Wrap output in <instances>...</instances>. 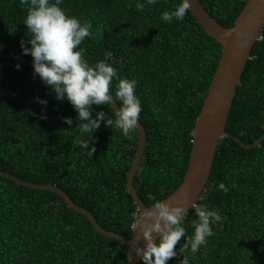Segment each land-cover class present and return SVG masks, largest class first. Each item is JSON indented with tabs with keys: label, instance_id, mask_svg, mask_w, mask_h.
<instances>
[{
	"label": "trees",
	"instance_id": "trees-1",
	"mask_svg": "<svg viewBox=\"0 0 264 264\" xmlns=\"http://www.w3.org/2000/svg\"><path fill=\"white\" fill-rule=\"evenodd\" d=\"M200 1L229 27L248 0ZM179 2L158 0L143 11L137 10L136 0H63L61 5L68 14L92 22L93 36L80 45L90 64L106 60L120 76L138 81L139 121L147 141L134 183L147 206L153 198L169 196L184 179L196 120L223 52L190 10L182 21H161L162 11ZM25 15L20 0H0V54L14 47L22 51V40L30 46ZM37 97L46 99L47 105L38 103ZM92 107L93 116L104 110L115 118L112 105ZM76 115L67 100L55 98L33 66L18 57H0V169L61 187L104 228L131 238L139 214L127 177L140 132L137 128L125 136L101 122L92 133L89 148L95 150L90 154L73 142L79 135L74 129L79 123ZM61 117L73 118V124ZM227 131L248 145L264 134V29L238 87ZM219 182L228 187L227 193L218 187L209 190ZM197 205L218 210L222 219L190 264H264V140L245 147L225 136ZM195 218L191 208L185 218L187 235L193 232ZM183 242L181 237L175 248ZM186 254L167 264H179ZM127 258L123 242L98 232L58 193L0 175V264H127Z\"/></svg>",
	"mask_w": 264,
	"mask_h": 264
},
{
	"label": "clouds",
	"instance_id": "clouds-1",
	"mask_svg": "<svg viewBox=\"0 0 264 264\" xmlns=\"http://www.w3.org/2000/svg\"><path fill=\"white\" fill-rule=\"evenodd\" d=\"M157 2L136 0V8L143 11ZM62 3L63 0H20L26 10L23 23L31 34L27 41L30 46L23 40L20 46L24 54L32 56L34 74L54 92L55 98L61 102L67 100L72 105L77 113L75 119L79 121L74 128L79 135L73 142L79 149L93 154L95 149L89 148V144L101 122L121 130L125 136L139 126L142 102L136 93L138 81L120 76L117 68L106 60L90 64L84 58L85 49L80 45L85 38L93 36L92 22L68 14L61 7ZM190 7V0H180L174 8L162 11L160 19L168 23L173 19L182 21ZM96 31L102 35L98 28ZM106 55L111 56V52ZM36 100L41 105L48 103L39 97ZM114 101L118 102V107L113 108L114 119L107 117L104 110L96 111L93 116V105L113 106ZM41 118L46 119V116L41 115ZM61 119L69 126L73 124L71 117ZM217 187L225 193L229 191L223 182L210 185L209 190ZM191 207L196 216L191 220V235L186 234L185 218L189 209L184 204H169L153 198L151 206L137 209L139 215L133 221V229L134 232L138 227L141 229L137 241L142 240L143 246L135 243L133 249L143 264H167L170 258L185 252L188 254L182 256L179 264H190L207 238L214 235L213 226L222 219L216 209L194 203ZM181 237L184 242L177 250L175 246Z\"/></svg>",
	"mask_w": 264,
	"mask_h": 264
},
{
	"label": "water",
	"instance_id": "water-1",
	"mask_svg": "<svg viewBox=\"0 0 264 264\" xmlns=\"http://www.w3.org/2000/svg\"><path fill=\"white\" fill-rule=\"evenodd\" d=\"M190 3L189 10L206 32L220 42L223 52L196 120L193 146L184 179L173 193L163 199L169 204H184L189 210L193 203L197 205L198 199L206 188L218 147L225 136L238 140L245 147L257 146L264 140L263 134L255 143L248 145L227 131V122L238 87L241 85L242 76L248 60L251 58L252 49L264 29V0H248L234 24L229 27L218 22L200 0H190ZM0 57H18L25 65L33 66L32 60L17 47H14L13 51L9 53L0 54ZM115 107H118V103L114 101L113 108ZM138 124L140 140L128 173L127 186L137 207L143 209L149 206L145 205L139 197L134 180L144 154L147 132L140 121ZM0 175L10 178L20 185L48 189L58 193L72 209L86 215L98 232L117 238L126 245L128 249L127 264H143L133 249L135 243L143 246L142 240L137 241L141 232L139 227L135 232L133 229L131 238L126 237L116 231L104 228L90 210L77 204L64 189L55 184L24 180L1 169Z\"/></svg>",
	"mask_w": 264,
	"mask_h": 264
}]
</instances>
